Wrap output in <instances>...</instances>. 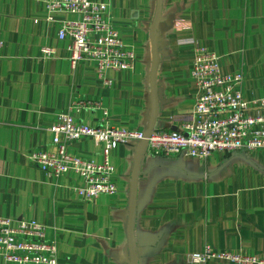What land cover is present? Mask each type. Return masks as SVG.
I'll return each mask as SVG.
<instances>
[{
  "label": "crops",
  "instance_id": "crops-1",
  "mask_svg": "<svg viewBox=\"0 0 264 264\" xmlns=\"http://www.w3.org/2000/svg\"><path fill=\"white\" fill-rule=\"evenodd\" d=\"M92 1L106 4L112 25L133 52L130 70L98 75L89 61L71 67L68 42L56 36L69 15L47 19L44 0H0V217L42 224L61 264H129L135 144L110 153L116 196L88 201L75 193L81 182L71 172L47 176L30 158L35 150H54L50 127L76 103H98L112 129L146 128L155 0ZM168 16L173 19L162 33L166 45L158 51L156 71L167 104L153 131H176L192 119L194 51L178 45L181 39H193L213 53L223 75L241 74L245 100L264 98V0H162L161 21ZM45 48L49 56L43 55ZM101 110H83L74 120L97 126ZM248 113L254 115L256 108ZM67 153L99 159L91 138L70 143ZM139 173L133 226L137 264H188V255L205 246L216 253L264 255V149L215 152L203 160H162L145 151Z\"/></svg>",
  "mask_w": 264,
  "mask_h": 264
},
{
  "label": "built area",
  "instance_id": "built-area-1",
  "mask_svg": "<svg viewBox=\"0 0 264 264\" xmlns=\"http://www.w3.org/2000/svg\"><path fill=\"white\" fill-rule=\"evenodd\" d=\"M47 19L54 14H68L73 20H62L57 39L67 41L71 67L78 62H92L98 75L108 70L132 68L134 54L127 49L112 25L103 2L92 0H44ZM180 46L193 47L190 77L196 87L192 119L176 131H153L147 140L146 153L157 159L191 157L206 159L214 152H248L264 149V98L244 99L241 74L223 75L218 59L193 39H181ZM43 55L51 50L45 48ZM104 85L111 82L104 80ZM256 108L249 115L251 107ZM101 110L96 102L76 103L67 113L57 115L50 127L52 152L34 151L30 158L37 168L50 177L73 172L81 179L74 189L84 200L100 195L112 196L117 188L112 181L114 169L110 153L119 145L136 144L142 132L112 129L107 125V111L101 110L98 125L91 127L75 121L83 110ZM91 138L99 150L100 161L81 159L67 153L70 143ZM0 257L4 264H61L54 243L46 240L45 227L33 220L0 217ZM212 259L232 264H264V255L216 253L205 246L199 253L188 255V264H205Z\"/></svg>",
  "mask_w": 264,
  "mask_h": 264
},
{
  "label": "water",
  "instance_id": "water-1",
  "mask_svg": "<svg viewBox=\"0 0 264 264\" xmlns=\"http://www.w3.org/2000/svg\"><path fill=\"white\" fill-rule=\"evenodd\" d=\"M162 13V0H155L154 14L150 25V48L152 54L151 68L149 74V90H150V113L146 128L142 132V139L137 141L134 148V159L132 165V171L130 176L129 186V198H128V218H127V244L129 251V264H137V255L134 247L133 238V226H134V215H135V199H136V187L137 179L139 176V166L142 156L145 153L147 140L151 136L155 120L158 111L167 104V101L163 99L162 89L156 82V71L158 67V51L161 47L165 46L166 43L162 41V33L169 30L172 16H168L164 21H161Z\"/></svg>",
  "mask_w": 264,
  "mask_h": 264
},
{
  "label": "rangeland",
  "instance_id": "rangeland-1",
  "mask_svg": "<svg viewBox=\"0 0 264 264\" xmlns=\"http://www.w3.org/2000/svg\"><path fill=\"white\" fill-rule=\"evenodd\" d=\"M66 15H68V14H66ZM69 16H70V19H68V20H73V19H74L73 16H71V15H69ZM115 29H116V28H115ZM116 30H117V29H116ZM35 151H37V150H35ZM98 152H99V150H98ZM214 153H215V152H214ZM98 154H99V153H98ZM99 161H100V157H99L98 161H96V163H98ZM109 162L112 163V162H111V158H110V156H109ZM111 165H112V164H111ZM71 175H72V176H75L76 178H78L77 181L81 182V179H80L76 174H74L73 172H71ZM112 181H113V183H115V185H116V187H117V186H118V183L116 182V175H115V174H113V176H112ZM116 194H117V192H116L114 195H112V196H108V195H100V196L115 197Z\"/></svg>",
  "mask_w": 264,
  "mask_h": 264
}]
</instances>
